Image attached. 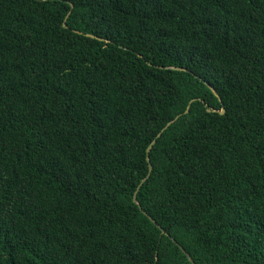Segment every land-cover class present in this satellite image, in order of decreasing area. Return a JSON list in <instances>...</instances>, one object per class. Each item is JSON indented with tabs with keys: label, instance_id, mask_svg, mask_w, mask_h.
I'll return each mask as SVG.
<instances>
[{
	"label": "trees",
	"instance_id": "obj_1",
	"mask_svg": "<svg viewBox=\"0 0 264 264\" xmlns=\"http://www.w3.org/2000/svg\"><path fill=\"white\" fill-rule=\"evenodd\" d=\"M179 245L264 264V0H0V264Z\"/></svg>",
	"mask_w": 264,
	"mask_h": 264
},
{
	"label": "water",
	"instance_id": "obj_2",
	"mask_svg": "<svg viewBox=\"0 0 264 264\" xmlns=\"http://www.w3.org/2000/svg\"><path fill=\"white\" fill-rule=\"evenodd\" d=\"M88 35H91V36H93L92 34H88ZM172 68H179V67H174V66H172ZM212 88V87H211ZM213 89V88H212ZM213 91L215 92V94H217L216 93V91L213 89ZM219 100H220V98H219ZM188 107H189V104L186 106V108H185V112L188 110ZM223 110H224V108L222 107L221 108V110H220V112H223ZM177 117V115L175 116V118ZM174 118V119H175ZM172 122V120H169V121H167L166 122V124H165V126L164 127H166L167 125H169L170 123ZM164 128H161L160 129V131L159 132H157V134H156V136H158L159 134H160V132L163 130ZM155 142V138H153L152 140H151V142L148 144V146H147V148H146V159L148 160V151L150 150V148H151V146L153 145V143ZM150 170H151V164L150 163H148V172H147V174H146V176H145V178H147L148 177V175H149V173H150ZM145 178H142V180H141V182L145 179ZM140 182V183H141ZM140 183H139V185H140ZM138 185V186H139ZM135 194H136V190L134 191V193H133V200L134 201H136V199H135ZM149 218H151L150 216H148ZM151 220H152V222L153 223H155V221L151 218ZM162 231H163V229H162ZM180 246V245H179ZM180 248L184 251V253L188 256V258H189V260L192 262V264H194L193 263V260L191 259V257L189 256V254L182 248V246H180Z\"/></svg>",
	"mask_w": 264,
	"mask_h": 264
},
{
	"label": "snow or ice",
	"instance_id": "obj_3",
	"mask_svg": "<svg viewBox=\"0 0 264 264\" xmlns=\"http://www.w3.org/2000/svg\"><path fill=\"white\" fill-rule=\"evenodd\" d=\"M70 2H71V0H70Z\"/></svg>",
	"mask_w": 264,
	"mask_h": 264
}]
</instances>
